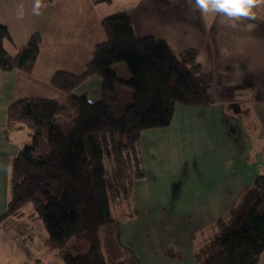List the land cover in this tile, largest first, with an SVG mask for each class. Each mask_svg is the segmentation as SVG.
Segmentation results:
<instances>
[{
	"label": "crops",
	"instance_id": "crops-1",
	"mask_svg": "<svg viewBox=\"0 0 264 264\" xmlns=\"http://www.w3.org/2000/svg\"><path fill=\"white\" fill-rule=\"evenodd\" d=\"M20 4L23 19L16 15ZM33 4L0 0L10 56L31 35L41 38L30 72L0 70V216L10 199L11 161L31 140L21 126L7 127V109L28 98L63 101L65 94L51 86L53 74H81L106 39L101 20L125 12L135 37L164 40L176 55L195 51L210 105L176 104L169 126L140 132L143 174L131 182L119 239L139 264H197L193 253L213 235L216 220L264 174V5L255 9V19L232 27L216 14H202L192 0H42L38 16ZM113 69L129 78L124 64ZM100 84L89 77L72 94L97 101ZM23 230L30 233L27 248L17 244ZM46 240L36 212L25 205L0 222V264H64ZM257 264H264V249Z\"/></svg>",
	"mask_w": 264,
	"mask_h": 264
},
{
	"label": "trees",
	"instance_id": "trees-1",
	"mask_svg": "<svg viewBox=\"0 0 264 264\" xmlns=\"http://www.w3.org/2000/svg\"><path fill=\"white\" fill-rule=\"evenodd\" d=\"M101 26L106 39L94 47L84 71L53 74L51 86L65 94L63 101L28 98L7 109V127L24 126L31 140L11 161L10 199L0 222L31 205L47 233L45 247L64 264H139L119 239L120 221L112 219V208L128 204L131 182L143 174L139 134L169 126L176 104L203 108L210 101L197 78L201 67L193 49L176 55L164 40L135 37L125 12L104 17ZM8 39L0 25V70L30 72L40 36L31 35L15 56L3 47ZM116 64L125 65L129 78L117 75ZM93 76L101 80L99 100L72 94ZM213 227L193 253L197 264L258 263L264 174ZM71 240L86 241L88 248L73 253Z\"/></svg>",
	"mask_w": 264,
	"mask_h": 264
},
{
	"label": "clouds",
	"instance_id": "clouds-1",
	"mask_svg": "<svg viewBox=\"0 0 264 264\" xmlns=\"http://www.w3.org/2000/svg\"><path fill=\"white\" fill-rule=\"evenodd\" d=\"M202 14H216L226 19L232 27H240L243 20L256 18L255 9L264 5V0H192ZM42 0H34L33 15H40ZM17 19L24 18V5H18Z\"/></svg>",
	"mask_w": 264,
	"mask_h": 264
},
{
	"label": "rangeland",
	"instance_id": "rangeland-1",
	"mask_svg": "<svg viewBox=\"0 0 264 264\" xmlns=\"http://www.w3.org/2000/svg\"><path fill=\"white\" fill-rule=\"evenodd\" d=\"M111 8H114V7H111ZM171 12H172V10L170 9L169 14ZM21 128H23L22 130H24L25 132H27L26 131L27 129L24 126H21ZM126 209L127 208H126L125 205L124 206H120V207L119 206H114L112 208V219H113V221H120L122 219V217L125 216L126 213H128V211H126ZM37 219L39 220L38 216H37ZM40 223H41V221H40ZM43 229H44V227H43ZM87 248H88V243L86 241H75V240H71L69 242V244H68V249L71 252H73V253L84 252V251H86Z\"/></svg>",
	"mask_w": 264,
	"mask_h": 264
},
{
	"label": "built area",
	"instance_id": "built-area-1",
	"mask_svg": "<svg viewBox=\"0 0 264 264\" xmlns=\"http://www.w3.org/2000/svg\"><path fill=\"white\" fill-rule=\"evenodd\" d=\"M30 243V233L28 231H23V233L20 235L19 240L17 241L18 246L21 248H27Z\"/></svg>",
	"mask_w": 264,
	"mask_h": 264
}]
</instances>
